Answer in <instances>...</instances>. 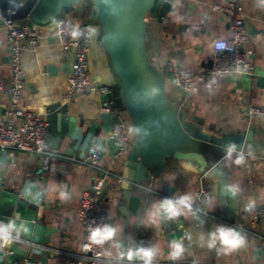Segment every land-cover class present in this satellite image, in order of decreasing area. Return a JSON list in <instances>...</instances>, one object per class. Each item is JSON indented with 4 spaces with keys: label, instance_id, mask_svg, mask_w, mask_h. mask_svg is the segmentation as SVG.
<instances>
[{
    "label": "crops",
    "instance_id": "obj_1",
    "mask_svg": "<svg viewBox=\"0 0 264 264\" xmlns=\"http://www.w3.org/2000/svg\"><path fill=\"white\" fill-rule=\"evenodd\" d=\"M226 2L170 0L171 9L165 14L172 18L169 26L161 23L159 12L150 13L147 18L148 53L166 71L168 93L180 101L190 117L202 121L203 132L222 136L252 130L256 139L264 140V117H257L250 123L247 113L250 104L264 105V6L260 0H245L243 4L245 24L251 37L245 48L254 51L250 60L256 67V79L240 74L212 81L206 79L198 91L186 97L171 76L175 64L183 65L196 74L211 67L214 41L231 36L230 14L217 9ZM87 6L78 3L66 9L61 16L79 24L83 8L85 11L91 8ZM92 22L96 36L90 44V77L93 81L114 85L117 77L99 40L101 27L94 17ZM37 28L44 37L37 50L24 54L25 80L20 105L24 110L41 113L51 124L50 135H62V139L56 147L51 146L56 155L49 162L42 155L16 148H0V218L7 221L16 213L20 217L17 223L25 221L30 229L27 235L13 243V253H8L7 249L0 250V264H40L47 261L68 264L73 254L80 252L77 249L87 235L79 218L81 197L100 176V170L80 161V157L92 146L100 144L104 152L97 166L108 167L112 171L106 178L103 203L108 208L110 223L122 225L119 235L122 247L155 245L159 251L154 264L259 263L264 256V221L251 222L245 205L250 200H254L256 206L264 205V156H256L251 149L237 152L244 156V163L237 165L234 163L235 153L232 158H225L226 147L209 141H204L201 146L206 160L201 174L222 163L229 170L228 185H239V195L233 196L229 192L232 196L228 199L235 225L242 229L246 241L237 250L223 253L201 246V234L206 239L207 233L217 225H225L218 199L214 196L204 204L203 210H194V215L180 216L176 220L163 219L155 226L141 224L146 219V211L153 202L162 198L163 193L176 196L188 192L195 203L199 175L186 172L178 162L170 161L164 170L153 172L149 182L141 186L138 192L141 203L138 213H134L131 204L124 200L118 179L122 176L123 163L133 144L134 133L126 153L115 158L108 140L112 118L101 114L100 96L85 93L69 102L63 100L67 78L75 61L74 51L62 49L55 35L56 25ZM260 76H263L262 82L259 81ZM10 83L7 26L0 24V86L5 89L0 90V115L4 119L11 107L7 92ZM57 102L68 107L66 133L58 131L56 112L49 108ZM120 115L130 125L128 113L120 110ZM169 176L175 178L169 180ZM26 189L30 195L41 192L45 201L40 205L34 203L25 195ZM61 191L69 194L68 200L59 198ZM22 193L27 198L21 196ZM173 239L183 240L186 248L183 257L177 261L168 259L169 244ZM107 261L104 253L103 264ZM135 264L142 263L137 261Z\"/></svg>",
    "mask_w": 264,
    "mask_h": 264
},
{
    "label": "water",
    "instance_id": "obj_2",
    "mask_svg": "<svg viewBox=\"0 0 264 264\" xmlns=\"http://www.w3.org/2000/svg\"><path fill=\"white\" fill-rule=\"evenodd\" d=\"M87 0H0L3 19H29L37 26H54L69 7ZM159 0H93L96 22L101 27L99 40L106 51L117 82L112 85L116 105L128 113L133 144L123 163L120 179L124 200L138 213L141 186L149 182L153 172L162 171L170 161L179 163L186 172L200 175L206 166L201 153L204 141L227 147L235 143L237 152L254 150L264 156V140L255 138L250 130L232 135H211L203 132L202 121L192 118L178 99L167 91V73L148 53V15ZM0 19V24L4 20ZM263 76L259 77L262 82ZM56 112L58 131L68 130V107L57 102L49 107ZM62 135H49L50 145L56 147ZM196 162V165L194 164ZM211 182L212 195L218 199L224 226L234 227V214L226 191L229 170L225 164H216L205 172ZM136 207V208H135Z\"/></svg>",
    "mask_w": 264,
    "mask_h": 264
},
{
    "label": "built area",
    "instance_id": "obj_3",
    "mask_svg": "<svg viewBox=\"0 0 264 264\" xmlns=\"http://www.w3.org/2000/svg\"><path fill=\"white\" fill-rule=\"evenodd\" d=\"M88 1V0H87ZM160 3L170 4V0H159ZM245 0H227L224 5L217 6L220 11H226L231 16L229 38H219L213 43L212 65L204 73L196 74L183 65L175 64L171 69L174 84L189 96L199 90L200 84L206 79L210 81L216 78H227L233 74L246 75L256 79L257 71L250 60L253 49H246L245 44L251 41L250 34L245 24L243 4ZM88 2L84 4L87 6ZM88 7V6H87ZM86 7V8H87ZM82 21L77 24L73 19L60 16L57 19L56 38L64 51H74L75 61L73 69L67 78V90L63 100L71 101L79 94L96 93L100 96V112L111 119L108 132V140L115 158H121L132 142L131 125L120 115V108L116 105V97L112 85L93 81L90 77V44L96 36L93 15L90 8L81 12ZM0 19H3L0 15ZM4 20L7 26V39L10 51L11 83L7 92L11 99V107L7 110L4 119L0 115V148L7 150L16 148L21 151L42 155L46 162L55 158L50 141L51 124L41 113L24 110L21 105V96L24 88V65L23 57L28 51H35L42 43L43 33L37 25L26 20ZM161 23L169 26L172 24L170 15H163ZM79 30L81 35L77 38L72 32ZM215 42H223L226 47L219 49ZM1 91H5L0 86ZM182 106V105H181ZM248 119L251 123L257 117H264L263 104H250L248 106ZM20 120V121H19ZM104 148L102 145L92 146L80 157V161L100 170V176L94 182L91 189L83 192L81 197V209L79 212L80 223L87 234L88 226L95 227L97 224L110 223L108 208L103 203L106 178L112 174L110 168L97 166L101 159ZM242 152V151H241ZM48 166V165H47ZM120 180L121 177H118ZM34 203L40 205L45 201L41 192L27 197ZM169 193H163L162 197H172ZM212 186L208 184L205 173L198 176V189L196 191V202L193 203L194 210H203V206L212 197ZM249 220L253 223L264 221V205L255 206L252 211H247ZM0 221H5L0 218ZM6 222V221H5ZM184 236L187 233L183 234ZM87 243L86 239L82 243ZM143 246H150L143 244ZM4 249L13 253V243ZM104 251L93 247L89 252L80 251L73 254L68 264H103ZM142 263V262H141ZM40 264H52L51 261ZM193 264H222L218 262L193 263ZM244 264V263H234ZM264 264V256L259 263Z\"/></svg>",
    "mask_w": 264,
    "mask_h": 264
},
{
    "label": "clouds",
    "instance_id": "obj_4",
    "mask_svg": "<svg viewBox=\"0 0 264 264\" xmlns=\"http://www.w3.org/2000/svg\"><path fill=\"white\" fill-rule=\"evenodd\" d=\"M260 4L264 6V0H260ZM175 7V4L173 5ZM81 35L79 30L73 31L72 36L77 38ZM215 46L219 49L226 47L223 42H215ZM235 155L234 163L242 165L244 163L243 154L237 153L235 143H230L225 150V158H232ZM169 180L174 179V176L167 177ZM226 191L231 192L233 196L239 195V185H226ZM27 196V189L25 190ZM59 198L64 201L69 199L67 192H59ZM256 206L254 200H250L245 205L246 211H252ZM193 212V197L191 193L184 192L183 194L162 197L152 203L150 209L146 211V219L141 224L158 225L163 219L176 220L180 216L187 217ZM13 218L5 221H0V250L9 247L12 243L19 241L23 235H27L30 229L27 222L20 221L18 214L14 213ZM203 222V221H201ZM122 231V225H114L111 223L97 224L93 227L88 226L87 235L85 237L87 243H84L78 251L89 252L93 247L100 248L104 251L108 258L107 264H135L139 261L142 264H154L158 255V249L155 245H127L119 244V235ZM191 238L190 236L188 237ZM200 240L202 247H207L209 250L215 249L217 252L231 253L245 244V237L234 227L217 225L214 230L207 233L206 239L204 234H201ZM168 259L177 261L183 257L186 251L183 240L173 239L169 244Z\"/></svg>",
    "mask_w": 264,
    "mask_h": 264
},
{
    "label": "trees",
    "instance_id": "obj_5",
    "mask_svg": "<svg viewBox=\"0 0 264 264\" xmlns=\"http://www.w3.org/2000/svg\"><path fill=\"white\" fill-rule=\"evenodd\" d=\"M89 6L93 5V0H88L87 1ZM171 9V5L169 4H162L158 2L157 6L152 10L151 13L153 12H159V16L162 17L163 15L167 14L169 10Z\"/></svg>",
    "mask_w": 264,
    "mask_h": 264
},
{
    "label": "rangeland",
    "instance_id": "obj_6",
    "mask_svg": "<svg viewBox=\"0 0 264 264\" xmlns=\"http://www.w3.org/2000/svg\"><path fill=\"white\" fill-rule=\"evenodd\" d=\"M90 7H91L90 10H91V12H92L93 17L96 18V8H95L94 3H93V5L90 6ZM120 110H124V108H120Z\"/></svg>",
    "mask_w": 264,
    "mask_h": 264
}]
</instances>
